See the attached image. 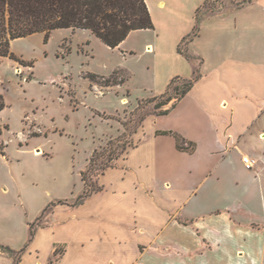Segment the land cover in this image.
I'll use <instances>...</instances> for the list:
<instances>
[{
    "label": "crops",
    "instance_id": "obj_1",
    "mask_svg": "<svg viewBox=\"0 0 264 264\" xmlns=\"http://www.w3.org/2000/svg\"><path fill=\"white\" fill-rule=\"evenodd\" d=\"M146 2L155 29L132 32L117 49L132 53L125 45L134 34H155L146 50L170 69L159 96L177 77L199 78L167 114L149 116L135 134L136 144L102 175L103 190L104 179L114 175L136 208V221L122 222L133 231H107L95 244L54 238L45 250L40 234L52 227L32 234L35 223L19 194L10 207L0 202V211H19L25 234L19 239L4 233L0 245L25 249L20 264H47L65 244L58 264L74 249L80 264H264V0L205 17L187 46L195 57L190 60L178 48L193 33L207 0ZM179 141L193 150H179ZM132 152L138 159H128ZM244 155L253 158L252 169ZM4 164L13 172L12 164ZM9 194L0 180V196ZM13 261L0 250V264Z\"/></svg>",
    "mask_w": 264,
    "mask_h": 264
},
{
    "label": "rangeland",
    "instance_id": "obj_2",
    "mask_svg": "<svg viewBox=\"0 0 264 264\" xmlns=\"http://www.w3.org/2000/svg\"><path fill=\"white\" fill-rule=\"evenodd\" d=\"M236 2L209 0L201 16L234 10ZM154 40V33L134 34L125 45L132 53L124 55L125 48L113 50L89 31L56 30L47 42L42 34L12 42V52L24 64L0 58V105L6 99L7 106L0 111V180L10 193L0 196V202L10 207L20 194L35 223L32 231L52 227L40 234L45 250L54 238L95 244L107 231L115 236L133 231L122 222H135L136 208L118 190L121 183L114 175L104 179L103 190L102 175L136 144L135 134L145 120L171 107L188 86L178 80L168 96L153 98L165 91L170 72L168 63L146 50ZM181 48L190 54L187 44ZM92 75L100 78L92 83ZM128 159H138V153ZM93 189L99 190L92 199L76 205ZM72 207L80 210L72 213ZM4 233L19 239L25 234L19 211H0V240ZM65 249L66 244L57 246L47 264H58ZM70 255L65 264H80L78 250ZM22 257L13 264H20Z\"/></svg>",
    "mask_w": 264,
    "mask_h": 264
},
{
    "label": "trees",
    "instance_id": "obj_3",
    "mask_svg": "<svg viewBox=\"0 0 264 264\" xmlns=\"http://www.w3.org/2000/svg\"><path fill=\"white\" fill-rule=\"evenodd\" d=\"M208 1L197 12V26L193 33L183 39L178 48L179 53L189 60L195 57L185 54L181 47L183 44L188 46L199 34L201 24L205 19V16H201V11L208 4ZM250 1L252 0H239L236 5L241 7ZM154 29L155 24L146 0H0V58H9L22 64H24V61L11 50L12 42L36 34L44 35L45 42H47L56 30H85L91 32L103 44L114 50L132 32ZM90 78L93 83L100 77L92 75ZM198 78L199 76L196 75L193 80L188 81V86L182 91L180 97H183L190 90ZM178 80H180L178 77L173 79L169 91L159 97L168 96ZM178 90V87H175V91ZM172 99L169 98L168 102ZM168 102L159 103L156 106L163 107ZM4 108L5 104L2 102L0 111ZM168 112L169 110H165L161 114H167ZM162 134H169V132H163ZM132 147L133 145L130 148ZM177 147L182 151L193 150L190 147H185L180 141ZM93 162L94 159H91L89 170L92 169ZM109 167L107 165L105 169ZM82 180L87 184L86 172L82 173ZM98 190H87L79 197L76 205L83 203ZM34 225H31V231ZM32 234H34L33 231ZM0 250L16 261V259H20L25 249L14 251L0 245Z\"/></svg>",
    "mask_w": 264,
    "mask_h": 264
},
{
    "label": "built area",
    "instance_id": "obj_4",
    "mask_svg": "<svg viewBox=\"0 0 264 264\" xmlns=\"http://www.w3.org/2000/svg\"><path fill=\"white\" fill-rule=\"evenodd\" d=\"M243 161H244V163H245V165H246V167H247L248 169H252V168H253L254 161H253V158H251V156H249V155H244V156H243Z\"/></svg>",
    "mask_w": 264,
    "mask_h": 264
},
{
    "label": "bare ground",
    "instance_id": "obj_5",
    "mask_svg": "<svg viewBox=\"0 0 264 264\" xmlns=\"http://www.w3.org/2000/svg\"><path fill=\"white\" fill-rule=\"evenodd\" d=\"M37 155H40V154H38V153H36Z\"/></svg>",
    "mask_w": 264,
    "mask_h": 264
}]
</instances>
